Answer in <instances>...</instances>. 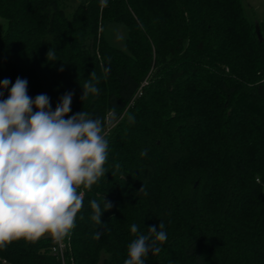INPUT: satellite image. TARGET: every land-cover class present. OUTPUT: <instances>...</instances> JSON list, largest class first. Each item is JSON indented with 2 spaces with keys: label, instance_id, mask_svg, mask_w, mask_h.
Returning a JSON list of instances; mask_svg holds the SVG:
<instances>
[{
  "label": "trees",
  "instance_id": "trees-1",
  "mask_svg": "<svg viewBox=\"0 0 264 264\" xmlns=\"http://www.w3.org/2000/svg\"><path fill=\"white\" fill-rule=\"evenodd\" d=\"M93 71L99 94L82 101ZM18 77L53 110L73 93L68 116L100 119L108 139L64 264H96L101 252L123 264L131 225L147 234L161 221L168 239L145 264H264V18L250 5L0 0V82H11L0 99ZM103 197L112 206L97 225L90 202L103 211ZM51 245L47 234L13 241L0 264H61Z\"/></svg>",
  "mask_w": 264,
  "mask_h": 264
},
{
  "label": "clouds",
  "instance_id": "clouds-1",
  "mask_svg": "<svg viewBox=\"0 0 264 264\" xmlns=\"http://www.w3.org/2000/svg\"><path fill=\"white\" fill-rule=\"evenodd\" d=\"M46 55L49 61L57 60L53 49ZM10 83L4 79L0 89H8ZM98 83L93 71L83 86L82 101L99 94ZM72 98L73 93L64 94L53 110L46 94L31 98L27 80L18 77L7 98L0 99V249L21 239L35 243L45 234L62 243L83 207L81 187L91 189L105 177L104 124L84 111L68 116ZM103 202V211L96 200L90 202L97 225L112 206L104 197ZM164 229L161 221L158 227H148L147 234H138V225L132 224L136 238L128 245L123 264H145L149 253L158 255L168 239ZM100 236L97 231L94 239Z\"/></svg>",
  "mask_w": 264,
  "mask_h": 264
},
{
  "label": "rangeland",
  "instance_id": "rangeland-1",
  "mask_svg": "<svg viewBox=\"0 0 264 264\" xmlns=\"http://www.w3.org/2000/svg\"><path fill=\"white\" fill-rule=\"evenodd\" d=\"M241 1L245 5H250L252 7L255 17L258 20H261L264 18V0H241ZM116 41L119 42L117 38H116ZM117 45L119 47L122 46L120 43H117ZM105 257H106L105 253L101 252L99 254L98 261L96 264H104Z\"/></svg>",
  "mask_w": 264,
  "mask_h": 264
},
{
  "label": "built area",
  "instance_id": "built-area-1",
  "mask_svg": "<svg viewBox=\"0 0 264 264\" xmlns=\"http://www.w3.org/2000/svg\"><path fill=\"white\" fill-rule=\"evenodd\" d=\"M51 243H52L50 247L51 254L56 258H58L61 261V264H64L65 263L64 254H65L66 244L64 243V241L62 243H54L52 239H51Z\"/></svg>",
  "mask_w": 264,
  "mask_h": 264
},
{
  "label": "water",
  "instance_id": "water-1",
  "mask_svg": "<svg viewBox=\"0 0 264 264\" xmlns=\"http://www.w3.org/2000/svg\"><path fill=\"white\" fill-rule=\"evenodd\" d=\"M255 33H256L257 39L259 41H261L262 40V37L260 35L259 29H258V25L255 26Z\"/></svg>",
  "mask_w": 264,
  "mask_h": 264
}]
</instances>
